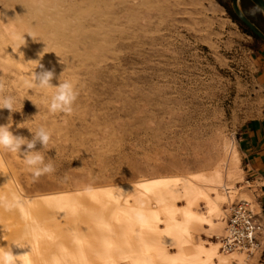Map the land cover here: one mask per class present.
I'll return each mask as SVG.
<instances>
[{
    "label": "rangeland",
    "instance_id": "rangeland-1",
    "mask_svg": "<svg viewBox=\"0 0 264 264\" xmlns=\"http://www.w3.org/2000/svg\"><path fill=\"white\" fill-rule=\"evenodd\" d=\"M240 6L264 32V14L250 0H240ZM15 32L25 33L20 49ZM263 46L235 16L232 0H0V86L17 96V111L0 109V124L9 121L15 135L28 139L29 129L35 133L42 124L51 129L42 154L55 167L34 178L22 157L0 151L36 220L27 230L30 219L25 222L12 207L10 219L0 222L9 227L0 229V245L33 233L32 249L12 246L14 254L31 251L34 264H52L53 257H69L68 246L79 240L82 264H101L102 242L114 237L103 222L119 229L122 211L149 214L160 197L167 210L160 211L155 230L137 222L135 229L152 237L172 223L183 224L192 242L197 223L209 226L195 216L208 211L197 185H205L218 206L226 187H236L234 201L220 203V210L239 200L245 175L238 132L264 117V91L256 81ZM38 64L54 70L53 86L59 77L83 85L71 115L50 114L41 90L29 91L31 73L42 70ZM141 180L157 184L154 194L132 187ZM4 201L9 210L12 200ZM201 206L206 213L190 210ZM186 212L192 219L184 223ZM119 241L110 253L115 264H126L120 254L128 246ZM208 242V247L192 242L191 249L203 245L224 255L213 239Z\"/></svg>",
    "mask_w": 264,
    "mask_h": 264
},
{
    "label": "bare ground",
    "instance_id": "bare-ground-1",
    "mask_svg": "<svg viewBox=\"0 0 264 264\" xmlns=\"http://www.w3.org/2000/svg\"><path fill=\"white\" fill-rule=\"evenodd\" d=\"M50 27V25H48ZM53 27V26H51ZM3 160L0 158V222L4 220H9L11 215L9 212L11 210H7L6 203L4 198H10L12 200V205L15 207V211H20L22 214L23 219L25 222L27 219H30L29 225L26 224V229L35 228L36 220L32 212H28L27 208L25 207V202L32 203L25 197L24 194L20 193L17 188L15 187L14 180L8 175L10 172L4 169L2 163ZM183 187H187V182L185 180H181ZM157 184L151 183L149 180H141L137 184L132 185L133 188H137L145 193L154 194L153 188ZM3 188H2V187ZM198 194H200L208 203V211L207 216L203 214L195 215L197 219L201 222L212 226L214 224L213 219L215 217H221L222 212L217 205V201L210 198L208 194V190L205 185H197L195 187ZM7 196H6V195ZM119 195H122V192H119ZM158 205L154 207L151 213H146L141 210H133L132 212L122 211L123 219H117V222H123L122 226L119 229H115L111 222L104 221V225H107L106 231L108 233H113V239H104L102 242L103 247L105 248L104 255L98 259L101 264H115V258L110 253V247L116 246L119 247L121 238H123V244L128 246V250L122 252L120 254V260H123L126 264H227L228 258L227 256L232 255H240L245 257L246 260H249V257L246 254H242L239 252L234 253H224L220 251V244L215 241V238H218L224 233V229L221 234L216 235L213 237V241L215 245L219 247L220 253L227 255L218 256L214 251L205 248L203 245L197 246V251L192 250V242L189 239L188 235V228H186L183 224H176L172 223L168 229L158 235L154 234L152 237H148L145 235L144 232L138 231L135 229L134 222L140 223L142 227L145 229H149L152 231L155 230L154 223L155 221L159 220V213L160 211L167 210V202L162 198H158ZM9 203V202H8ZM120 203L118 201L116 208L120 207ZM232 205V204H231ZM229 206V208L231 207ZM228 208V212H229ZM227 212V216H228ZM30 217V218H28ZM32 217V218H31ZM192 216L189 212L183 214V221L184 223L190 221ZM227 219V217H226ZM126 221V222H125ZM35 227H34V226ZM4 228H9L7 226L0 227L1 230ZM16 233V232H15ZM29 233V238L31 241L33 239V233ZM45 234V232H44ZM1 236H3L1 234ZM151 236V235H150ZM34 242V240H33ZM63 246V243H62ZM69 248L72 247L70 253L75 255H70L69 257L66 256L65 258H61L60 264H82L85 257L83 256L84 253L81 249V244L75 242L73 246L71 244L68 246ZM174 247L176 249L175 253H167L168 248ZM27 252V251H26ZM69 254V253H68ZM83 256V257H82ZM46 259V256H45ZM218 259V263L216 262ZM34 260V259H33ZM89 264H94V260L87 261ZM42 264V263H41ZM47 264V263H44Z\"/></svg>",
    "mask_w": 264,
    "mask_h": 264
},
{
    "label": "clouds",
    "instance_id": "clouds-1",
    "mask_svg": "<svg viewBox=\"0 0 264 264\" xmlns=\"http://www.w3.org/2000/svg\"><path fill=\"white\" fill-rule=\"evenodd\" d=\"M24 34L25 33L19 32L11 34L13 41L17 42L18 49H20L22 45H25ZM28 35L31 36L30 34ZM37 67H40L42 70L40 72L33 71L31 73V79L27 84L29 91L41 90L39 93L41 102L46 106L50 114L55 115L57 113H62L71 115L74 111L73 106L80 96V88H82L83 85L79 84L76 80L61 81L59 77L58 85L53 86L52 80L55 77L54 70H43V66L39 64ZM49 89H54V92L50 96L48 95ZM16 102L17 96L11 93L6 94L2 86H0V109H7L9 113L16 112ZM9 120H11V115H9ZM19 125H17V127L22 128ZM11 128L12 123H9V121L6 124H0V151L6 150L10 154H16L20 158L22 157L21 160L23 165L34 178L54 173V165L51 162H46L45 156L42 154L48 148L52 139V130L43 124L37 128L35 133L28 128L33 134L32 138L28 139L21 135H15ZM37 144L42 146V150H36ZM12 207H14V205H9V210H11ZM72 211L75 213L76 209ZM103 227H107V225H103ZM76 242L80 243L81 241L77 240ZM28 245H30L32 249L27 232L13 241L11 245H0V264H34L31 251L23 254H14L13 252L12 246L24 249ZM52 264H60V260L53 257Z\"/></svg>",
    "mask_w": 264,
    "mask_h": 264
},
{
    "label": "crops",
    "instance_id": "crops-1",
    "mask_svg": "<svg viewBox=\"0 0 264 264\" xmlns=\"http://www.w3.org/2000/svg\"><path fill=\"white\" fill-rule=\"evenodd\" d=\"M256 65L258 66L256 81L259 87L264 91V46L258 51ZM238 146L240 158L243 163L244 178L248 173H251L254 179L250 188L241 187L237 189L241 191L238 194V199H247L254 202L256 212L264 227V117L250 120L241 127L238 132ZM226 188L225 190L223 189L225 191V196L222 195L223 199L221 200L222 202H219V206L220 203L224 202L230 204L237 195L235 191L236 187L228 185ZM183 205L184 203H182L181 206ZM190 210L197 213H206V208L203 206H201L199 210L197 208H192ZM221 210L223 211L222 215L224 214L223 218L221 216L215 219L212 228L207 225L196 224V230H198L199 234L192 237V242L194 244L203 243L208 247V241H211L214 236L222 233L225 227L228 210L225 206H223ZM217 220H220V222L217 223ZM222 225L224 226L221 230ZM215 232L217 234L213 235ZM261 241V249L251 257V259H255L253 261L254 264H264V233ZM227 258L229 264H240L242 263L241 258L244 259V264L247 262L245 257L240 255L227 256Z\"/></svg>",
    "mask_w": 264,
    "mask_h": 264
},
{
    "label": "built area",
    "instance_id": "built-area-1",
    "mask_svg": "<svg viewBox=\"0 0 264 264\" xmlns=\"http://www.w3.org/2000/svg\"><path fill=\"white\" fill-rule=\"evenodd\" d=\"M253 176L248 173L240 183V188H250ZM264 227L251 200L240 199L229 208L224 233L215 238L224 253L239 252L249 258L261 249Z\"/></svg>",
    "mask_w": 264,
    "mask_h": 264
},
{
    "label": "water",
    "instance_id": "water-1",
    "mask_svg": "<svg viewBox=\"0 0 264 264\" xmlns=\"http://www.w3.org/2000/svg\"><path fill=\"white\" fill-rule=\"evenodd\" d=\"M264 14V0H250ZM232 9L238 20L259 40L264 42V32L261 31L243 12L240 0H232Z\"/></svg>",
    "mask_w": 264,
    "mask_h": 264
}]
</instances>
